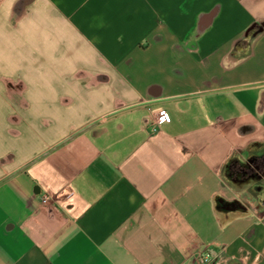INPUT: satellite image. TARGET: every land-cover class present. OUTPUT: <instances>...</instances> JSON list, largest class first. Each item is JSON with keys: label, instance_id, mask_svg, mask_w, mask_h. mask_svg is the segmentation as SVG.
<instances>
[{"label": "crops", "instance_id": "obj_1", "mask_svg": "<svg viewBox=\"0 0 264 264\" xmlns=\"http://www.w3.org/2000/svg\"><path fill=\"white\" fill-rule=\"evenodd\" d=\"M0 33V264H264V0H0Z\"/></svg>", "mask_w": 264, "mask_h": 264}, {"label": "built area", "instance_id": "obj_2", "mask_svg": "<svg viewBox=\"0 0 264 264\" xmlns=\"http://www.w3.org/2000/svg\"><path fill=\"white\" fill-rule=\"evenodd\" d=\"M151 114L153 119L151 128L153 131H155L160 124L168 121V116L164 111H151ZM194 261L195 264H208L210 261V255L205 249L197 251Z\"/></svg>", "mask_w": 264, "mask_h": 264}, {"label": "clouds", "instance_id": "obj_3", "mask_svg": "<svg viewBox=\"0 0 264 264\" xmlns=\"http://www.w3.org/2000/svg\"><path fill=\"white\" fill-rule=\"evenodd\" d=\"M3 39H4L3 34L0 33V41H3ZM0 56H2V53H0ZM0 62H2V59H0ZM0 70H2V69H0Z\"/></svg>", "mask_w": 264, "mask_h": 264}]
</instances>
